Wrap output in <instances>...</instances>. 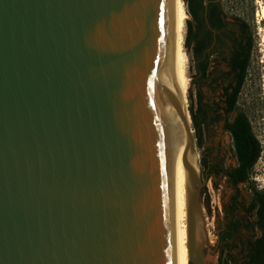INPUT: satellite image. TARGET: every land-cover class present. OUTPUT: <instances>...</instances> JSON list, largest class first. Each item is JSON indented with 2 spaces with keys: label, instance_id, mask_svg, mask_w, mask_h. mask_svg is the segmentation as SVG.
Returning a JSON list of instances; mask_svg holds the SVG:
<instances>
[{
  "label": "water",
  "instance_id": "water-1",
  "mask_svg": "<svg viewBox=\"0 0 264 264\" xmlns=\"http://www.w3.org/2000/svg\"><path fill=\"white\" fill-rule=\"evenodd\" d=\"M188 112L175 0H0V264H176L182 135L190 264H209Z\"/></svg>",
  "mask_w": 264,
  "mask_h": 264
},
{
  "label": "trees",
  "instance_id": "trees-1",
  "mask_svg": "<svg viewBox=\"0 0 264 264\" xmlns=\"http://www.w3.org/2000/svg\"><path fill=\"white\" fill-rule=\"evenodd\" d=\"M184 1L195 22L194 26L188 22L185 46L195 57L200 79L196 93L190 90V105L187 101L198 148H203L208 130L217 126L230 135L236 160V166L226 167L212 156L202 158L203 173L213 180L216 190L223 182L231 190L230 195L224 194L217 264H264V188L253 178L263 148L249 118L238 108L252 64L253 34L247 22L229 17L223 1ZM205 86L211 88L210 95Z\"/></svg>",
  "mask_w": 264,
  "mask_h": 264
},
{
  "label": "rangeland",
  "instance_id": "rangeland-1",
  "mask_svg": "<svg viewBox=\"0 0 264 264\" xmlns=\"http://www.w3.org/2000/svg\"><path fill=\"white\" fill-rule=\"evenodd\" d=\"M264 0H225L222 2L225 12L231 16H238L250 26L254 39V52L252 57V64L249 70L248 78L242 93L239 98L238 108L245 113L250 120L253 131L259 140L263 153L260 160L255 166L253 178L260 188H264V16L261 13L260 5ZM186 11H187V5ZM188 14V11H187ZM185 28V43L188 35V22L193 26L194 20L188 15ZM184 43L188 63L186 67L188 79V100L190 105V90L193 95L196 93V86L200 84V79L197 78L198 72L196 70V60L192 51L187 50ZM225 69V67H224ZM226 70V69H225ZM197 83L196 85H194ZM206 94H211V88L205 86ZM186 92V93H187ZM188 103V102H187ZM203 148L198 152L202 158L205 156H212L217 162L224 161L225 166H236V160L233 152V142L229 134L222 132V129L213 126L211 127L203 139ZM204 175V173H203ZM205 181V175L203 176ZM231 190L225 182L220 186V190H216L214 182L209 179L203 188L202 201L204 208V215L206 219V229L208 233V246L215 250L218 244L219 228L224 225V194L230 195ZM209 202V208H208ZM211 210V214L209 213ZM212 242V243H211ZM206 258L209 264H217L219 254H211L206 250Z\"/></svg>",
  "mask_w": 264,
  "mask_h": 264
},
{
  "label": "bare ground",
  "instance_id": "bare-ground-1",
  "mask_svg": "<svg viewBox=\"0 0 264 264\" xmlns=\"http://www.w3.org/2000/svg\"><path fill=\"white\" fill-rule=\"evenodd\" d=\"M260 7L261 13L264 16V3L261 4ZM188 20L189 17L186 11L185 1L175 0V82L183 108L186 112L188 123L191 125L186 93L188 88V71H186L188 57L184 47L185 28ZM184 139V135H182L175 147L173 166V211L176 264H190L187 213L189 182L183 165ZM192 165L194 169L198 171V164H194L193 162Z\"/></svg>",
  "mask_w": 264,
  "mask_h": 264
}]
</instances>
